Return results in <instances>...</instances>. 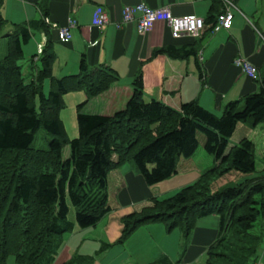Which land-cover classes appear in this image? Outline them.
I'll list each match as a JSON object with an SVG mask.
<instances>
[{"label":"trees","instance_id":"trees-1","mask_svg":"<svg viewBox=\"0 0 264 264\" xmlns=\"http://www.w3.org/2000/svg\"><path fill=\"white\" fill-rule=\"evenodd\" d=\"M40 7L45 10L44 4ZM5 24L0 15V36L7 37L6 51L0 57V260L12 254L13 264H51L73 225L94 226L110 210L106 174L112 166L131 160L147 186L158 183L175 173L178 156L193 153L197 130L214 160L223 161L227 168L255 173L252 140L242 137L228 147L227 139L238 121L264 123L263 80L258 90L228 101L216 114L194 99L178 107L154 98L144 101L138 71L122 108L109 114L86 112L81 110L86 98L108 88L117 78L116 71L89 66L82 53L76 73L52 76V53L46 42L39 65L25 79L17 59L31 30L44 26L43 19L15 24L9 32L4 31ZM154 52L171 57L194 53L192 47L173 45ZM45 78L49 86L44 91ZM77 88L84 90L85 98L76 104L77 133L67 138L56 111L62 94ZM39 127L50 137L44 146H33ZM200 178L166 197L152 196L150 204L122 216L117 242L138 225L156 221L167 229L177 227L186 237L196 218L214 214L217 232L206 247L204 264H252L263 239L264 176L251 175L213 193ZM69 208L73 222L67 218ZM109 246L101 242L95 255ZM93 259L75 253L61 264H91ZM176 263L161 255L148 264Z\"/></svg>","mask_w":264,"mask_h":264},{"label":"crops","instance_id":"crops-1","mask_svg":"<svg viewBox=\"0 0 264 264\" xmlns=\"http://www.w3.org/2000/svg\"><path fill=\"white\" fill-rule=\"evenodd\" d=\"M138 1L150 7L167 6L172 14L202 16L204 24L193 36L182 34L177 37L170 35L163 20H155L143 32L137 31L134 20L117 27L123 4ZM232 2L229 27L215 31L210 29L221 7L220 0H1L0 15L6 20L3 27L5 32L11 31L15 24L43 19L44 26L32 29L24 42L32 57L33 69L28 71L29 74L39 65L41 49L46 42L52 53V76L76 73L82 53L89 66L113 68L117 78L108 88L86 98L84 102L102 103L101 111L106 112L98 113L109 114L124 106L132 90L131 80L139 71L142 80L141 98L144 101L154 98L178 107L181 102L194 99L201 106L219 114L225 103L258 90L260 82L264 81V41L259 36V33H264V0ZM40 4L45 5V10L41 9ZM96 7L104 9L108 15L107 21L100 26L91 23ZM68 19L74 22L69 27V39L60 41L54 35L53 26L64 25ZM167 45L192 47L194 53L171 57L163 52H154ZM5 51L6 48L3 54ZM235 56L252 63L255 74L248 76L234 65L232 59ZM46 80L48 88L47 78L42 81V87ZM79 90H72L74 93L69 97L74 99L72 102L78 103L85 98L84 90ZM242 137L252 140L254 156L260 159L259 163L255 162V172L264 176V123L253 125L248 120L236 122L227 139V143H230L228 147ZM202 170L201 166L196 168L198 172ZM158 195L159 187L147 186L131 160L112 166L106 174V201L110 210L94 226L80 229L73 225L72 231L63 236L52 264H61L69 259L78 253L85 242L91 245L93 264L97 261L105 263L110 255H114L118 264H148L161 255L174 262L173 255L182 246L183 253L175 260L178 261L176 264H204L206 247L217 232L218 217L214 214L196 218L186 237L177 227L167 229L162 222L156 221L140 224L124 241H116L121 229V217L139 211L150 204L152 196ZM262 200L264 202L263 197ZM69 211L70 208L68 214ZM68 214V220L73 222L74 219H70ZM263 227V239L252 264H264ZM175 228L178 232H173ZM109 231L110 237L106 235ZM101 242L109 243L110 246L95 255ZM112 251L114 253L110 254Z\"/></svg>","mask_w":264,"mask_h":264},{"label":"rangeland","instance_id":"rangeland-1","mask_svg":"<svg viewBox=\"0 0 264 264\" xmlns=\"http://www.w3.org/2000/svg\"><path fill=\"white\" fill-rule=\"evenodd\" d=\"M7 44V37L6 36H0V54L2 55ZM24 46V43L22 44ZM24 52L22 53V56L17 59V63L20 65V68L24 74L25 79L29 78V73L31 69H33L32 64H30V54L28 53V49L23 47ZM48 80L43 85L44 91L47 90ZM79 91H83L82 88ZM76 90V89H73ZM72 90H68L64 92L61 96V105L57 109L56 114L58 118L61 120L62 125L65 130V136L67 138H71L76 135L77 133V127H76V104L75 102H72L74 99L69 98L71 95H73ZM102 103H84L81 107V110H85L88 112H106L101 111ZM106 108V106L104 107ZM106 110V109H105ZM50 137L48 133H46L43 128L39 127L35 133L32 140L33 146H44L45 140ZM196 137H197V145L194 149V152L190 156H179L178 160L176 161V172L173 173L168 178L153 184L154 186L159 187V195L158 197H166L179 189L180 187H183L185 185L191 184L195 182L198 178L203 180L206 183V187L209 192L213 193L219 190H222L226 187L232 186L235 183L242 181L244 178H248L251 175L255 176L258 175V173H243L240 171L235 170V168L229 167L227 168L225 163L223 161H216L213 158V155L206 152V150L203 147V134L200 130L196 131ZM230 142V141H229ZM230 145V143H227ZM62 153L65 155L67 153V145L64 144L62 148ZM255 162L259 163L260 159L259 157L255 156ZM261 165V164H259ZM203 167V170L201 172L196 171V168ZM181 185V186H177ZM173 189V190H172ZM166 191V192H164ZM264 198V193L262 196ZM72 208H70L69 211V218L73 220V213ZM104 224V221H102ZM162 224V223H161ZM163 225V224H162ZM264 226V224H262ZM121 220H120V228H121ZM139 226V225H138ZM165 230V226H162ZM264 229V227H263ZM79 230V229H76ZM172 230V229H171ZM121 231V229H120ZM173 232H178V229L175 228ZM132 233V231H131ZM130 233V234H131ZM120 234V232H119ZM129 234V235H130ZM135 234V233H133ZM137 234V233H136ZM106 235L110 237L111 232H107ZM169 233L166 235L168 236ZM66 236V234H65ZM149 237L148 235H145ZM141 238V237H140ZM140 238L138 240H140ZM169 238V237H168ZM66 239V238H65ZM118 239V238H117ZM116 239V241H117ZM166 238H164L165 240ZM182 240V239H181ZM158 243V240H156ZM183 246L179 248L178 253L174 254V259L172 261L175 262L176 259L180 257L181 252L183 253ZM264 252V250H263ZM78 253L80 254H87L91 255V245L88 242H85L80 249L78 250ZM114 253L112 251L110 254ZM116 260H114V255H110L109 258H106V262H96L95 264H118ZM0 264H13V255L9 254L2 260H0ZM52 264V263H51ZM93 264V263H92Z\"/></svg>","mask_w":264,"mask_h":264},{"label":"built area","instance_id":"built-area-1","mask_svg":"<svg viewBox=\"0 0 264 264\" xmlns=\"http://www.w3.org/2000/svg\"><path fill=\"white\" fill-rule=\"evenodd\" d=\"M221 7L215 14L211 25V31H215L220 28H227L230 25L232 18L233 7L232 0H220ZM108 19L107 12L96 7L91 23L95 26H100ZM135 21V27L138 32H143L149 29L155 20H163L168 26L169 33L173 37H177L182 34L193 36L198 33L200 28L204 24V17L194 14H172L167 6L150 7L142 1L135 3H126L120 8V18L116 23L119 27L126 22ZM74 24L73 20L68 19L64 25H54V35L56 39L60 41H67L70 36L69 27ZM259 36L264 41V33H259ZM232 63L240 68L248 76L255 74V68L247 59L235 56L232 59Z\"/></svg>","mask_w":264,"mask_h":264}]
</instances>
